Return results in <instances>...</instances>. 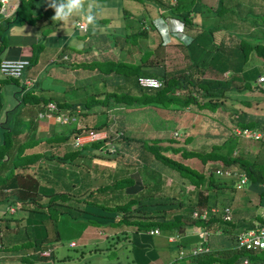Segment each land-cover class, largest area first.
Returning a JSON list of instances; mask_svg holds the SVG:
<instances>
[{"label": "trees", "instance_id": "obj_1", "mask_svg": "<svg viewBox=\"0 0 264 264\" xmlns=\"http://www.w3.org/2000/svg\"><path fill=\"white\" fill-rule=\"evenodd\" d=\"M30 1L32 5L24 7L28 10L22 9L25 0L20 1L17 14L12 15L10 23L6 21V26L12 24L14 17L22 18L23 16L26 22L34 23L37 18L40 20L44 18L42 17L43 12H49L45 8L47 3L44 6L45 10L40 13L36 10L37 0ZM134 1L144 4L143 0ZM146 2L157 8H163L167 14L179 16L187 24H191L189 12L197 4H202L217 13L227 10L230 4L218 8L211 0H175L173 3L170 0H146ZM245 9L252 11L251 6ZM126 17L131 27L136 28L133 33L124 36L127 38L126 43L132 36L137 38L139 36L142 39L149 38L148 30L150 29L144 26L143 16L139 15V19L138 17L137 19L132 18V16ZM240 17L243 15L241 14ZM130 18L132 19L129 20ZM45 22L47 21H42V23ZM68 24L65 30L69 28ZM149 24V28L158 34L152 21L149 20ZM59 25L64 26L65 24L59 22ZM212 28V26L205 27L191 34L188 43L173 36L172 41L184 44L192 60L184 68L172 71L165 70L162 65L153 66L152 64L129 67L125 60L130 58L123 53L126 50L120 48V57L116 60L108 58L99 60L88 57V54L80 59L72 57V59L59 62L63 67L73 69L74 79L72 81L62 79L61 82H64L62 88L57 87L50 90L40 86L37 80H32V76L27 77L26 75L30 66L36 63L41 49L47 45L45 41L32 43L31 55L28 57L29 64L20 76L18 88L22 91L21 97L16 95V90L10 93L6 90V85L10 84L8 81L18 82L17 78L8 79L5 82L0 79V103H5L7 97L9 100L12 92L16 97L12 105L15 115L9 116V109H6L3 117L6 119L11 117V120L0 122V130H2L0 135V204L6 203L8 207L16 204L15 208L22 206L25 209V214L20 217L17 213L6 211L8 207L0 213V253L1 251L3 253L18 251L19 261H29L32 257L44 256L41 252L49 249V255L52 254L54 260L50 258L52 263L56 261L55 264H63L68 258L69 264L71 256L64 254L59 258L56 246L65 230H75L71 225L76 223L77 226H81L80 233L86 225L90 224L97 227L112 225L134 228L115 234V240L111 246L115 248L112 252H115L114 244L120 240H129L133 260L138 264H147L158 258L160 245L165 242L171 243L170 250L177 251L176 255L182 251L186 256L185 264H242L244 259L248 264H264V248L238 246L239 235L242 232L264 226V214L259 210V207L264 209V153L260 150V147L262 149L264 147V110H247L237 107L234 104L236 100L231 93L256 88L264 93V87L257 86L263 83L257 81L260 68L255 65L246 67V62L253 55L264 62V42L258 36L239 35L233 48L230 51H224L219 46L220 43L215 41ZM72 30L71 28L66 34L71 33ZM78 33L80 34L81 31L78 30ZM52 36L55 35L51 34ZM80 36L87 37L85 34ZM137 38H133L134 45L139 44ZM63 43L65 49L75 48L81 53L90 48L89 45H70L65 41ZM8 46L11 45L6 46L10 48ZM136 46L141 50L139 45ZM211 46H214V51H211ZM6 47L5 45L0 47V60L4 52L6 54ZM150 53L151 49L146 56ZM202 53L211 54L213 68L210 65L205 67L199 64L203 58ZM209 68L218 73L231 72V75L224 80H212L204 77ZM146 75L159 78L161 84L155 88L142 87L138 78ZM28 78L33 81L31 84L24 82ZM237 82H242V84L237 85ZM96 83L113 86L114 89L105 91ZM122 83L125 86L120 90ZM111 100L126 104L129 111L134 112L148 107H151L155 113L158 112L155 109H171L177 114L190 110L198 115L195 124L200 127L199 132L204 128L206 132L204 136L216 137L217 141L209 145L202 144L200 147L188 146L194 138L193 129H185L187 132H184L182 138L176 136L163 138L153 133L154 137L142 140L125 135L122 132L123 129L115 128V130H121L119 136L115 137L110 131L111 122L98 115ZM51 101L56 103L57 109L66 110L73 115L66 123L68 127L58 129L61 127L54 126L55 129L52 131L43 129L45 133L42 135L38 129L39 124L37 125L36 122H34L35 125L32 123L31 127L26 125L24 112L29 107L35 109L34 111H45L46 104ZM22 103H24L23 107ZM245 104L252 105V101H245ZM92 105H99L102 109L90 110L89 107ZM55 112L53 111L51 119L56 120ZM37 113L33 115V120ZM15 122L20 123L22 129L25 130V135L34 129V138L20 140L13 131ZM219 127V132L212 134L211 129ZM236 128L241 131L254 130L259 134L257 137L253 135L249 138L238 133ZM101 131H106V134L99 138L75 143V146L79 145L78 147L66 145L67 149L62 153L58 151L59 143L73 144L80 135ZM121 136L124 147L129 152L133 148L131 141L140 142L141 145L136 146L138 160H132L131 157L125 155L122 145L121 147L119 145L118 137ZM244 137L252 140L244 142ZM113 145L119 149L113 152ZM176 154L183 158L195 157L199 165L192 167L179 159ZM260 154L263 157H259ZM140 155L150 165L156 166L158 163L177 171L179 181L185 184V187L181 188L183 190L178 193L179 197L173 193L162 195L160 192L162 182L160 181L151 185L146 184L150 187L142 191L139 196L134 194L135 192L132 193L133 191L130 192L123 197L121 202L115 204L112 203L111 197L89 199L87 194L81 195L84 192L83 178H87L89 186L93 184V177L98 173L108 179L113 178V181L94 189L112 192L113 196L119 197L120 195L121 197L123 187H130L134 184V177L127 174V169L130 165L133 168V164L135 165L139 160L144 161ZM93 158L128 163H122L123 166L116 173L110 172L105 175L100 167L92 163ZM93 167L99 172L94 171ZM204 167L208 168V171ZM39 170L43 173L38 174ZM153 173H157L160 178L159 171L153 170ZM52 175L58 176L54 182L55 185H51ZM58 183L62 189L58 188ZM239 183L248 188V191L258 193V202L255 203L257 210L249 218L245 216L248 214L244 210V208H249V205L245 204L246 206L242 207L243 213L235 208L236 205H233V199L237 196L236 185ZM120 188L121 191L118 190ZM155 188L156 193H152L151 191ZM90 193L92 194V191ZM42 195H47L48 200L41 201ZM247 198L249 197L245 194L240 197L241 205L247 202ZM63 201H70V203L65 204L62 203ZM194 211L197 212L195 217H193ZM12 221H15L13 227H11ZM59 224L64 227V231L60 230ZM193 225L199 231L186 232L187 228ZM4 227L14 229L3 234ZM154 229H157V232H154ZM175 234L176 238L170 241L168 237ZM193 247H201L202 250L189 253V249ZM84 253L83 250L82 254ZM76 259L82 260V257L79 255ZM10 263L12 261H8V264ZM176 263L177 260L171 264ZM31 264L36 263L33 261Z\"/></svg>", "mask_w": 264, "mask_h": 264}, {"label": "rangeland", "instance_id": "obj_2", "mask_svg": "<svg viewBox=\"0 0 264 264\" xmlns=\"http://www.w3.org/2000/svg\"><path fill=\"white\" fill-rule=\"evenodd\" d=\"M170 1L174 2L175 0H170ZM211 1H213L214 6H217L218 8L227 6L228 3H230L229 8L227 10H223L217 13L213 9L209 10V8H204L205 6L202 7L201 5H199L201 6V9L204 8L203 10L206 9L208 11H202L204 12V14L202 15H200L199 13L195 14L194 12L193 13L189 12V14L191 13L194 19L200 20L201 22H203V20L205 19L206 21L205 24H207L208 26H214V28H212L214 30L213 32L214 39L216 42L220 43L219 46L221 47V49L223 48L224 51H230L233 48L234 44L238 41L239 35L258 36L262 38L264 42V0H231V2H229V0H222V1L211 0ZM143 2L144 4L134 0H103V1L95 0V3L97 5V7L95 8V13L97 16L96 23L98 25V28L94 32L92 30V27L89 26V28L86 31H83V34L87 36V38L85 39L83 36H80L82 34L81 33L79 34L78 30L74 28L72 24V22L74 21H70V23L68 24L69 28L65 30L66 25L64 26L59 25V22H55L52 20V16L54 15V10L48 7L47 0L45 1L37 0L36 10L39 11L40 13L45 10L44 6L47 3L45 8L49 12L46 13L43 12L42 17L44 18H41V20L37 18L33 23V22H26L27 20L23 18V16L21 15L22 18L14 17L12 24H14L17 27L21 26L20 29H22V31L24 32H26L27 30L22 24L25 25L35 24V26H28V25L27 26L35 28V30L38 31V33L41 35L40 40H44L47 43V45H56L60 41L63 42L65 41L70 45H75V44L80 45L82 40L84 39L85 42L90 43L89 45L90 48L83 53H78L76 58L79 59L89 54L88 57L90 58H96V59L98 58L99 60L108 58V59L116 60L120 57L119 54L120 48H124L127 52L123 51V53H125V56L130 58L125 60L127 61L129 67L134 68L136 65H141V64L145 65L146 63H148V64H152L153 66L162 65L165 70H172V71L184 68L186 65H188L189 61H191V58L189 57L185 45L181 43H177L174 40H173L174 42L172 41L170 43L168 41L165 45H160V38H158L157 34H155L154 31H152L153 29L149 28L150 27L149 18H144L145 20L143 19L144 26L150 29L148 30L149 38L142 39L139 36L138 38L132 36V38H128V41L126 43L127 38H125L124 36L126 34H131L136 30V28L131 27V25L127 21L128 18L126 16H132V18H136V19L138 17L139 19L140 13L144 12V10L146 12V13L144 12L146 14V17H148L147 14L150 15L151 17V14L156 12L155 10L156 6L148 4V2L145 3L146 0H143ZM31 5L32 4L30 0H25L22 9L28 10L25 9L24 7L25 6L30 7ZM144 5L147 6L148 9L143 8ZM199 6H195L193 7V9H199ZM250 6L252 8V11H247L245 8L249 9ZM241 14L243 15V17H240ZM132 18H130L129 20H131ZM43 20L47 22L42 23ZM71 28L73 29L71 33L66 34V32ZM185 30L188 31L190 34H194L198 31V29H194L192 26H187V25H185ZM45 34H47L46 37H44ZM51 34L55 35L52 36L54 37L53 40H51L52 39ZM173 34H175L177 38L183 40L182 38L184 34L182 31L173 32ZM3 35L5 41H7L10 44L8 38V29H6ZM104 35L105 38H102ZM133 38H137V43L139 44L136 45H139L141 50L136 45H134L135 42H133L134 41ZM89 39H91V42L88 41ZM187 39H190V37H187L186 35V39L184 40V42H186ZM8 47H12V46H8ZM211 48H212L211 51L215 50L214 46H211ZM28 49L29 51L24 50V52L29 53L30 55L31 53L30 46L28 47ZM149 49H151V53L148 56H146V54L149 53ZM6 55L8 58H14L10 49L6 50ZM202 55L203 58L202 60L199 61L200 62L199 64L205 67H207L208 65L212 66V64L214 65V63L212 62L211 54L202 53ZM253 56H251L249 60L246 62V67L252 65L258 66L261 70L259 75L264 74V62ZM53 65L54 66H48L47 69L43 71L44 73H42L37 78V82H39V84H41L46 90L56 89L57 87L62 88L64 86L63 84L64 82H61V80L67 79L69 81H72V78L74 76V75L72 76L73 70L71 71L70 68L65 67V69H63L61 67L58 68L56 64ZM230 75L231 72L218 73L216 72V70L209 68L208 70H206L204 77H209L212 80H217V79L224 80L225 78H228ZM80 78L83 77L80 76ZM8 82L10 84L6 85V90H9V93L11 91L16 90V95L20 98L22 95L21 93L22 91H20L18 88L19 82L15 80H11ZM124 83L127 84V82ZM124 83H122L121 87H119L120 90H122L123 87L125 86ZM240 83L242 84V82ZM240 83L237 82L236 84L239 85ZM96 85L101 86V88L102 89L104 88L105 91L114 89L113 86H108V85L104 86L103 83H96ZM257 86L264 87V82ZM231 93H233L232 97L236 100L234 104L237 105V107L247 110L249 109L261 110V111L264 110V93L260 92L258 88L254 90H246L245 92H231ZM15 101H16V97L15 95H13V92L11 93V98L9 100L7 98L5 99L6 108L9 109V116L15 115V111L14 109H12V105L14 104ZM245 101H252V105H246ZM23 106L24 103H22V107ZM89 108L90 110L102 109V107L99 105H92ZM142 109L144 110L142 111L137 110V112L129 111L130 109L126 106V104L111 100L107 105V107H105L102 111H100L98 115H100L101 118L103 119L106 118L107 121L109 120V122H111L110 131L113 130L112 135H114L115 137L119 136V134L121 133V130H115V128L123 129L122 132L125 135H129L130 137L133 138H141L142 140H147L146 138L154 137L155 135L153 133L163 138L169 136L170 137L176 136L182 138L184 132H187V130L185 129H193L194 138L191 141V143H188V146L200 147V145L202 144L209 145L211 142L217 141L216 137L211 138V136H204L206 133L204 128L199 132L200 127H198V125L195 124L197 122L198 115L191 112L190 110L183 111L182 113L177 114L176 112H173L171 109H166V110L155 109L156 111H158L157 113H155L151 107H148L146 109L142 108ZM34 110L35 109H32V107H29L27 108V110H25L24 115L26 116L25 120H27L26 125L31 127L32 123L33 125H35L34 122H36L37 125L39 124L38 126L40 127V125H43L42 123L47 122L48 118L50 117L46 116L44 118H38L37 116L36 117L34 116V120H35L34 121L33 120V115L35 114ZM62 112L65 115H67L68 118H70V116L73 115V113L71 114L66 110H63ZM5 120L10 121L11 117L8 119L3 117V111L1 110L0 122ZM38 121L40 122L38 123ZM55 124H57L55 125V127L56 126L61 127L58 129H64L68 127V124L63 123L59 120H56ZM202 125L204 126L203 123ZM20 126H21L20 124H17V122H15V125L13 127L14 129L13 131L16 133V136L20 140H24L26 138L27 139L34 138V134H35L34 129L33 131L25 135L24 132L25 130L22 129ZM219 129L220 127L211 129V131L213 132L212 134L218 133ZM1 132L2 130H0V135ZM101 134L102 133H99V135ZM80 138L83 142L85 140H88V137L85 139L83 137ZM118 138L121 140V141L119 140L120 147L122 145V148L124 149L122 136ZM81 140L77 138L76 143H78ZM249 140L245 139V137L243 139L244 142ZM116 143H117V139H116ZM138 144L141 145L140 142L131 141V145L133 146L131 151L129 152L127 150L126 151L124 150L126 153L125 155L127 157H131L132 160H138V156H137L138 149L136 148ZM66 145L69 146L73 145L74 147L79 146V145L75 146V142L73 144H71L70 142H68L67 144L59 143L57 146L58 151L62 153L65 149H67ZM256 147H259V145H256ZM112 148L114 149V151L119 149L116 148L115 145H113ZM260 150L261 153H264V147L263 149L260 147ZM177 156L179 159H181L182 161H184L185 163L189 164L192 167L199 165V161L195 157L183 158L180 155ZM140 157L142 160L146 161V159L143 156L140 155ZM259 157H263V155L260 154ZM144 161L139 160L138 163H135V165L133 164V168L131 165L128 167L127 174L133 175L134 184L133 186L130 187H123L121 192L122 193L121 197L119 195L120 198L117 196H113L112 192L98 191L94 189L95 187H99L104 183H111L113 181V178L108 179L104 175H98V173L93 177V184L89 186L85 185L83 187L84 192H82L81 195L87 194V198L89 199H94L95 197L96 199H104V198L108 199V197H111L112 203L115 204L121 202L123 200V197L127 196L130 192L133 191L132 193L135 192L134 194H137V196H139V194L142 193V191H145V189L150 187L146 184L151 185L152 183H157L160 181L162 182L161 190H160L162 195H172L173 193L176 194L177 197H179L178 193L183 190L181 188L185 187V184H182V182L179 181L180 178L178 177L177 171L166 165L162 166L156 163V166H154V165H150L147 161H146L147 163ZM89 162L90 161H88V163ZM92 163H95L98 167H100L103 170L104 174L106 175L110 172H112V174L116 173V171H118V169L123 166L122 163L127 164L128 162L93 158ZM125 167L127 168V165ZM204 169L208 171V168L206 169L204 167ZM93 170L99 172L95 167H93ZM153 170L160 172L161 174L160 178L158 177L157 173H153ZM39 171L40 172H38V174L43 173L41 170ZM57 171L58 170H56V172ZM57 177L58 176L54 177V175L50 177L51 185L52 184L55 185L54 182ZM61 181H62V177H61ZM57 185L59 189H62L60 188L61 185L59 183ZM236 186H237V196L235 199H233L234 201L233 205L234 206L240 205L241 204L240 197L244 194L247 195V197L249 198H247V202L244 203L243 205L245 204L249 205L248 208L249 210L245 212L246 214H248L245 216L249 218L250 215L254 214L255 211L257 210L255 203L258 202V198H257L258 193H255L253 191H248V188L243 187L242 184L240 183L237 184ZM118 190L121 191V188ZM90 191H92V194L91 193L89 194ZM156 191L157 189L155 188L151 192L156 193ZM7 192L10 191L7 190ZM40 200L45 202L48 200V196L42 195ZM62 203L67 204L70 203V201H63ZM15 205L12 204L11 206L9 205L8 207V204L1 203L0 213H3V211L8 207L6 211L9 212L12 211L14 213H17V216L19 217L23 216L25 214L24 207L20 206L15 208ZM235 208L237 209V207ZM262 209H263L262 207H259V210L262 211V213L264 214V209L263 210ZM14 222L15 221H12L11 227L14 226L15 224ZM77 224L80 223L77 222ZM58 226H60V224ZM71 227H73L75 230L68 229L64 231V227L60 226V230L64 231V234L62 235V238L60 239V241L57 243L56 246V250L58 251L59 258L63 257L64 254L71 256V260L69 264H138L136 261L133 260L131 243L129 242V240H124V241L120 240V242L114 244L116 247L115 252H112V249L115 248L111 246L112 242H114L115 240V236H114L115 234L120 233L125 229L133 230L134 228L126 227V226H112V225L108 227L107 226L97 227L95 225L90 224V225H86L83 228L82 233H80L79 231L81 229V226H77L76 223H74L73 225H71ZM12 229L14 228L7 229L4 227L2 232L4 234L8 230H12ZM197 229L198 228L195 225H193L188 227L186 232L195 233L197 232ZM79 234L81 235L79 236ZM176 236H177L176 234L170 235L168 239L172 241L176 238ZM71 243L74 245H72ZM170 247H171V243L168 242H165V244L161 243L159 250L160 252L159 258L162 261H165V259L168 256H171V258L169 259L170 261L168 260L169 263L168 261L167 262L165 261L166 262L165 264L167 263L171 264L175 260H177L176 264H185L184 259L186 256L180 253L176 255L177 251H171ZM83 250L85 251L84 254H82ZM48 252L49 249L41 253L44 256L38 255L39 257H32L31 258L32 260L29 261L28 260L19 261L20 256L18 251L17 252L10 251L5 253L1 251L0 264H8V261L10 262L12 261V263L10 264H31L33 261L36 264H47V263L55 264L56 261L52 263L53 260L52 254L49 255ZM79 255L82 257V260L76 259ZM16 260L18 261L13 263V261ZM162 261H158V262L155 261V262H157L158 264H162ZM63 264H68V258L64 260Z\"/></svg>", "mask_w": 264, "mask_h": 264}, {"label": "clouds", "instance_id": "obj_3", "mask_svg": "<svg viewBox=\"0 0 264 264\" xmlns=\"http://www.w3.org/2000/svg\"><path fill=\"white\" fill-rule=\"evenodd\" d=\"M47 3H48V7L54 10V15L52 16L53 21L60 22V23L62 22V24L66 25L70 21H74L76 18L75 24H73V22H72V24H73L74 28L81 31V34H83V31H86L89 28V26L92 27V30L94 32L97 30V28H98V25L96 23L97 16L95 13V8L97 7V5L95 3V0H47ZM19 7H20V4L18 5V8ZM18 8H17V10H18ZM17 10L14 13H12L11 15H9L7 18H2L0 15V47L2 45L4 46L5 44L11 45L7 41H5L3 34L6 31V29H8V34H9V30L11 29V27L15 26L14 24H10V25L6 26V21L8 20L10 23V19H11L12 15L13 14L16 15ZM77 22H79V23L77 24ZM179 22L184 23L180 18L176 19L170 15H166L165 18H157L153 21V25L156 27L160 38H162V40H163V44H166L168 41L171 43L173 36L177 37L175 34H173V32H181V31L184 34V36L182 38L183 39L182 41L184 42V40L186 39V34L184 33V27H182V25ZM25 26H27V25H25ZM46 36H47V34L44 35V37H46ZM40 39H39V41H44V40H40ZM190 39H187L185 43H188L190 41ZM78 53H81V52L73 51L72 49H66V52L62 55V57L58 58V60H69V59H72V57L76 58ZM30 55H31V53H30ZM30 55H22L23 57H14V58H27V60H28L29 59L28 57ZM5 59H10V58H8L7 56L6 57L2 56V58L0 60V79L4 80V82H5L8 79L11 80V78L12 79L17 78L18 82L20 83V76H15L12 72H5L1 69L2 63ZM76 59H79V58H76ZM28 64L29 63H27V66H28ZM27 66L25 67V69L27 68ZM24 71L25 70H23V73H24ZM146 76H152V75H146ZM153 77H155V76H153ZM27 80H31V79H29V78L25 79L24 82L28 83ZM32 80H36V79L33 78ZM59 113L64 114L62 112V110L57 109L55 114H54L55 118H56V114H59ZM38 118H40V117H38ZM68 119L69 118L67 116V120L64 121L63 123H67ZM56 120H57V118H56ZM101 132H104L106 134V131H101ZM111 132H113V130ZM88 135L89 134L80 135V136L85 139L88 137ZM88 139H89V137H88ZM113 152H114V150H113ZM194 213H195V211H194ZM195 216H196V214L193 215V217H195ZM72 245H74V244H72ZM190 250L191 249H189V253H190Z\"/></svg>", "mask_w": 264, "mask_h": 264}, {"label": "crops", "instance_id": "obj_4", "mask_svg": "<svg viewBox=\"0 0 264 264\" xmlns=\"http://www.w3.org/2000/svg\"><path fill=\"white\" fill-rule=\"evenodd\" d=\"M229 1H231V0H229ZM145 3H147V2H145ZM199 5H201L202 7H204L202 4H197L196 6H199ZM201 6H199V9H193V11L191 10L190 12L191 13L194 12L195 14L196 13H199L200 15H202V14H204V12H202V11H208L206 9L203 10L206 7H204L203 9H201ZM143 8H147L148 9V7L145 6V5H144ZM155 10H156V12L153 13V14H151V17L148 14H147L148 17H146L145 10H144L145 13L144 12H141L140 15L143 16L144 18H149V20L152 21V24H153V21L155 19H157V18H165L166 15H170V16L176 18V19H179V16H177V15L167 14L166 13L167 11H165L163 8H159V7L157 8V7H155ZM191 13L189 14V17H191L190 18L191 19V24L180 23L179 22L182 25V27H184V33L187 35V37H191V34L188 31L185 30V25L192 26L194 29H198V31L200 29H202V28L210 27L207 24H205V22H206L205 19L203 20V22H201L200 20H196V19L193 18V15H191ZM195 17H197V16H195ZM125 25H126V23H125ZM23 26L26 28V30H27L26 32H24V31H22V29H20L21 26H18V27L17 26H12L11 29L9 30L8 38H9V42H10V44H11L12 47L7 48L6 47L7 46L6 44H5V47L7 49H10L11 53L13 54V57L20 56V55H29V53H25L24 50H28L29 51L28 47L30 46V48H31L32 43L38 42L39 39L41 38V35L38 33V31L35 30V28L28 27V26H25V25H23ZM33 26H35V25H33ZM212 27L214 28V26H212ZM154 33L157 34L155 31H154ZM157 37L160 38V36L158 34H157ZM85 38H87V37H85ZM102 38H105V35ZM49 39H51V38H49ZM53 39L54 38H52L51 40H53ZM84 39L82 40V42H81L80 45L81 46H88V45H90V43L85 42ZM57 41H60V40H57ZM88 41L91 42V39H89ZM64 45L65 44L63 43V41H60L56 45H46L47 47L46 46L43 47L41 49V51H40L41 53H39V56H38V59H37L36 63H34L33 66L31 65L30 68L28 69V71L26 73L27 77H31L32 76V78H35L37 80V78L42 73H44L43 71H45L47 69V67H48L49 64H50L49 66H54L53 64H56V66L58 68L61 67V68L65 69V67H63L62 64L59 63L61 61L64 62V60H59L58 61V58L62 57V55L66 52V49L64 48ZM75 45H77V44H75ZM160 45H165V44H163L162 38H160ZM72 50L73 51H78L75 48L72 49ZM30 52H31V50H30ZM79 52H81V51H79ZM4 57H6L5 52H4ZM191 61H189V63ZM57 63H59V64H57ZM147 64L148 63H146L145 65H147ZM70 70L72 71L73 69H70ZM80 75H83V74H80ZM72 76H73V74H72ZM73 79H74V76H73L72 80ZM40 86H42V85L40 84ZM6 109H8V108H6V104L3 103V102H1L0 103V111L2 110L3 113H4L6 111ZM35 112L37 113V111H35ZM22 118L23 117L21 116V119ZM55 122H56V120L51 119V117L48 118V121L45 122V123H42L43 125H40V128H38L40 130V134L43 135L45 133L43 131V129L48 130V131H52L53 129H55V127H54L55 126ZM20 127L22 128V126H20ZM56 127L58 128V126H56ZM123 147H124V143H123ZM124 150L126 151L125 147H124ZM83 182H84V186L85 185H88V182H87V178L86 177L83 178ZM243 206H246V205H241V204L240 205H236L237 209L240 210L239 212H241V213H243V211H242V207ZM244 210L246 212L248 210V208H244ZM159 257H160V255L158 256V258H156V259L148 262L147 264H158L157 263L158 261H162ZM170 258H171V256H168L165 259V261L167 262ZM155 261H157V262H155ZM165 261H162V264H165L166 263ZM169 261H168V263H169Z\"/></svg>", "mask_w": 264, "mask_h": 264}, {"label": "built area", "instance_id": "obj_5", "mask_svg": "<svg viewBox=\"0 0 264 264\" xmlns=\"http://www.w3.org/2000/svg\"><path fill=\"white\" fill-rule=\"evenodd\" d=\"M20 1L21 0H0V15H1V17L7 18L9 15L14 13L17 10L18 5L20 4ZM78 23L79 22H77V24ZM27 63H28L27 58L5 59L2 63L1 69L5 72H12L15 76H21V74L23 73V70H24L25 66L27 65ZM257 81L263 82L264 81V74L259 75V77H257ZM27 82L29 84H31L33 81L27 80ZM138 82L142 87H147V88H155L161 84V80L159 78L153 77V76H140L138 78ZM46 106H47V109L45 111H41V110L38 111V113H37L38 117H40V118H44L46 116L51 117L53 115V111L57 110V105L53 101L48 102L46 104ZM56 118H57V120H59L61 122H64L67 120V116L64 114H61V113L56 114ZM236 131L238 133L243 134V136L246 135V137H252L253 135H255V137H257L259 134L258 132L254 131V130H250V129H244L241 131L240 129L236 128ZM99 133H102V134L99 135ZM103 135H105L104 132L89 133L88 137H89V139H92V138H99ZM80 137L81 136H78L77 138L81 140ZM79 142H82V140ZM75 143H76V140H75ZM194 214H197V212H195ZM226 217L229 218V215L226 214ZM153 231L157 232V229H154ZM197 231H199V230H197ZM238 246H246V247H252V248H256V249L264 248V226H260L258 228L249 229L246 232H242L239 235ZM201 250H202L201 247H198V248L194 247L190 250V253H197ZM42 252H45V251H42ZM180 254L183 255L182 251L180 252ZM242 264H248L247 260L244 259Z\"/></svg>", "mask_w": 264, "mask_h": 264}]
</instances>
